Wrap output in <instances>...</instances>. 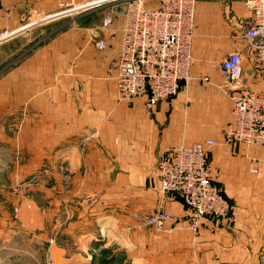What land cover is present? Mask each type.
Instances as JSON below:
<instances>
[{"label":"crops","instance_id":"1","mask_svg":"<svg viewBox=\"0 0 264 264\" xmlns=\"http://www.w3.org/2000/svg\"><path fill=\"white\" fill-rule=\"evenodd\" d=\"M248 1L197 0L188 80L174 97L149 108L144 98L121 100L115 92L108 64L119 24L109 37L98 29L100 14L42 19L78 0H0L3 26L42 19L28 41L0 46V172L46 166L71 173L72 185L81 184L89 201L81 199L71 213L52 209L47 222L78 229L75 242L84 244L85 260L97 246L129 243L131 264H264V148L221 143L231 103L210 85L227 82L220 61L238 51L242 84L264 94V73L253 69L243 38ZM91 36L108 37V50L96 49ZM206 139L218 143L209 152V175L232 209L230 218L200 219L190 232L188 209L168 196L175 222L167 233L131 223V210L156 204L148 196L158 187L156 165L165 149ZM51 175L42 189L47 193L60 183ZM23 214L39 217L34 210ZM40 224L33 219L27 228Z\"/></svg>","mask_w":264,"mask_h":264},{"label":"built area","instance_id":"2","mask_svg":"<svg viewBox=\"0 0 264 264\" xmlns=\"http://www.w3.org/2000/svg\"><path fill=\"white\" fill-rule=\"evenodd\" d=\"M154 1V2H153ZM197 0H78L55 16L78 18L102 12L99 31L114 35L119 24L118 42L112 48L109 74L121 100L144 98L149 108L174 97L182 81H187L191 66L192 38ZM124 6V11L114 9ZM249 16L244 21L243 38L250 44L249 58L255 71L264 73V0H249ZM41 19V20H42ZM40 20V21H41ZM28 20L17 27L0 24V46L30 33L40 24ZM108 37L91 36L101 52L108 50ZM241 54L230 52L220 62L227 82L220 85L231 103V119L225 125L221 143L264 148V94L242 84ZM210 81L208 78H204ZM218 87V86H217ZM218 146L213 139L180 143L165 149L158 159L156 173L162 205L167 197H176L191 212L190 229L197 230L202 218L224 220L231 212L222 193L209 175V152ZM60 171L63 172L61 169ZM256 174V169H250ZM154 228L167 233L174 217L161 207L153 214L135 215Z\"/></svg>","mask_w":264,"mask_h":264},{"label":"rangeland","instance_id":"3","mask_svg":"<svg viewBox=\"0 0 264 264\" xmlns=\"http://www.w3.org/2000/svg\"><path fill=\"white\" fill-rule=\"evenodd\" d=\"M123 11L124 6L122 5L114 9L115 13H121ZM98 14L101 15L102 12H98L95 15ZM28 39H30V36H24V38L20 37L10 42L19 44V42H26ZM37 45L38 42L33 48L37 47ZM204 78L202 79L206 81ZM185 82L186 81L181 82L179 90L184 87ZM210 85L217 89L220 87H217V84L213 82ZM218 90L222 92L221 89ZM230 119L231 112L230 118L226 124ZM61 169L63 172L60 171ZM65 170L67 169L62 167L51 169L44 166L37 170H30L31 172H28L29 170L24 172H0V212L2 213L0 214V264H131L132 260L129 257L131 244L129 245L128 243V238H130L129 235L127 236L128 244L126 247L122 248L117 245H112V247L102 248V246H97L94 251L92 250L90 252L91 259L85 260L83 256L84 253L81 249L82 247L80 246L82 243L77 244L75 242V239L80 235V232L77 234L78 229L73 227L49 228L47 220L50 219L49 212L52 209L58 208L62 212L68 210V212L71 213L72 211H77L78 207H80L79 202L84 200L86 202L89 201L88 197L83 196L84 194L80 191L81 184L77 183L72 185V180H70L71 173ZM53 173L59 178L60 183L56 188H52V192L47 193L46 189H42L47 187L46 185L44 187L45 180L48 176H53L51 175ZM249 173L255 175L250 171ZM69 190H71V192H68ZM154 197L156 198V204L154 206L152 204L150 207H147V209H134L128 213V219L131 223L138 222L137 224L141 223L143 225L144 223L141 219L135 217V215L143 217V215L146 214H153L157 212L160 207L174 217V215L166 209V201H164L162 205L161 194H159V184L155 192H152V195L148 196V199L152 200V203H154ZM81 199L82 201H80ZM33 203H35V205ZM31 210H34V213H37L39 217L31 218L30 215V219L25 218L23 212L29 213ZM230 214L231 212L225 219H229L231 216ZM26 216L28 217V215ZM33 219L35 224H37L38 219L42 221L39 228H27L30 225L32 226ZM190 219L191 212L189 211L185 218V229L190 232H197V230L190 229L188 223ZM129 228L130 227H128V229ZM151 229L156 234H165L161 232L157 233L153 227ZM146 230L148 231V229ZM99 234L101 235L100 231ZM66 245L69 247L66 248ZM82 245L84 246V244ZM83 248L85 249V247ZM68 254L72 255V260H70V262L66 261ZM82 257H84V259H82ZM153 259L156 263L161 261L158 256H155ZM161 263L163 262L161 261L160 264Z\"/></svg>","mask_w":264,"mask_h":264}]
</instances>
